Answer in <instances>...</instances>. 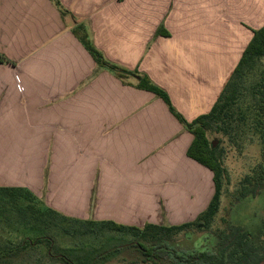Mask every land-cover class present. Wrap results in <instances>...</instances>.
Wrapping results in <instances>:
<instances>
[{"label":"crops","instance_id":"0c3cea01","mask_svg":"<svg viewBox=\"0 0 264 264\" xmlns=\"http://www.w3.org/2000/svg\"><path fill=\"white\" fill-rule=\"evenodd\" d=\"M58 1L64 14L52 0H0V55L7 60L0 62V188L23 187L44 207L73 217L53 199L64 187L66 163L55 170L52 161H107L137 200L132 206L111 177L97 190L95 221L137 227L135 214L147 200L153 213L163 208L178 218L201 199L202 212L214 187L211 172L187 156L192 135L158 97L137 89L136 79L99 68L73 29L83 25L107 61L145 74L192 122L211 110L232 73L224 72L226 55L211 48L202 24L215 0ZM161 28L167 37L156 34ZM18 161L35 162L34 174L14 184ZM38 161L45 162L37 171ZM100 208L126 217L100 216Z\"/></svg>","mask_w":264,"mask_h":264},{"label":"rangeland","instance_id":"374dc122","mask_svg":"<svg viewBox=\"0 0 264 264\" xmlns=\"http://www.w3.org/2000/svg\"><path fill=\"white\" fill-rule=\"evenodd\" d=\"M261 1L215 0L214 4L211 2L209 6L208 22L205 20L202 24L204 31H209L211 48L215 51L219 49L226 55L224 69L226 75L232 72L231 68L234 69L242 48L246 47V43L251 38L252 31L264 25V14H261L264 7L260 6ZM249 2L258 5V9L255 10L248 4ZM215 7L220 13L214 10ZM213 31H215V35ZM0 56L3 58L2 62L7 61L3 55ZM260 63L261 66H264V58ZM208 138L211 143H214L215 148H219L225 170L220 210L211 229L207 232H193L174 237L171 245L176 250L204 251L212 247L217 233L224 230L228 223L245 230L255 231L264 221V188L256 196L249 195L242 200H237L243 178L251 175L261 161V148L257 139L248 134L233 143L222 135L214 133L210 134ZM44 162L38 161L37 171ZM50 162L45 163V172L43 173L45 185L48 183V164ZM62 162L66 163L64 169H61L65 171L64 187L58 193H54L53 199L60 205V211L73 215L68 218L95 221L94 207L97 190L99 187L103 189L109 185L111 177L115 190L127 191L129 193L128 201H131L132 206L135 204L137 199H134L133 192L128 191V186L123 183L120 177H113L112 172L106 169L107 161H92L90 165L88 161H52L55 170L60 169ZM144 162L147 167L154 163L153 161ZM33 163L35 165L33 161H18L17 175L12 174L11 179L14 184L22 183L21 178L25 173L33 178ZM90 169L95 170L89 171ZM18 188L25 189L20 186ZM165 191H168V188ZM14 200L0 195V250L5 253L0 256V264H63L48 256V247L45 245L39 244L25 249L16 248L25 239L42 236H49L54 240L53 254L64 253L75 264H152L144 263L142 257L129 247L136 241L133 234L129 232L118 233L98 226L87 227L79 221H67L58 216H48L45 213V207L26 196ZM148 204L147 200L146 208L138 210L135 214V222H140L138 226L150 223L149 220H157V225L161 226H171L172 224L169 222L172 220L173 222L185 220L174 224L179 225L194 220L201 213L200 210L204 208L203 200L201 203V199H199L187 214L175 218L174 214L164 211L163 208L157 213H153V208H149ZM99 215H108L115 219L126 217V215L113 214L105 208L99 209ZM120 224L118 223V225ZM160 264H166V262Z\"/></svg>","mask_w":264,"mask_h":264},{"label":"trees","instance_id":"16d2710c","mask_svg":"<svg viewBox=\"0 0 264 264\" xmlns=\"http://www.w3.org/2000/svg\"><path fill=\"white\" fill-rule=\"evenodd\" d=\"M52 1L62 14L66 12L58 0ZM73 34L99 68L112 72L122 81L130 77L136 79L137 89L152 93L167 106L175 119L192 135V143L187 150V156L211 172L214 192L206 209L194 220L171 226L146 223L143 227L137 228L118 225L110 221H80L68 218L46 207L45 213L48 216H58L67 221H79L87 227L98 226L118 233L133 234L136 241L129 247L142 257L144 263L264 264V221L255 231L245 230L228 223L224 230L217 233L212 247L204 251L176 250L171 245L172 239L181 234L207 232L211 229L219 213L225 170L219 148H215L213 142L209 141L210 134H220L233 143L248 134L255 137L260 144L261 161L251 175L243 178L237 200H242L249 195L256 196L264 188V66H261L260 63L264 58V26L252 31V38L211 110L192 122H187L174 109L167 93L156 86L145 74L123 69L107 61L92 44L83 25L76 26L73 29ZM156 34L168 36V33L162 28L158 29ZM2 60L3 58L0 56V62ZM0 195L15 199L14 201L26 196L43 206L37 197L25 189L0 188ZM39 244L48 247V256L51 258H55L63 264H75L64 253H52L54 240L49 236L25 239L16 248L25 249ZM2 253L4 251L0 250V256Z\"/></svg>","mask_w":264,"mask_h":264},{"label":"water","instance_id":"95a60500","mask_svg":"<svg viewBox=\"0 0 264 264\" xmlns=\"http://www.w3.org/2000/svg\"><path fill=\"white\" fill-rule=\"evenodd\" d=\"M213 146H214V143H213Z\"/></svg>","mask_w":264,"mask_h":264}]
</instances>
